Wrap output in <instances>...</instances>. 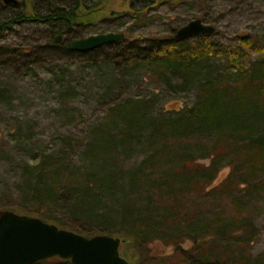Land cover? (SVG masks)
<instances>
[{"label": "trees", "instance_id": "1", "mask_svg": "<svg viewBox=\"0 0 264 264\" xmlns=\"http://www.w3.org/2000/svg\"><path fill=\"white\" fill-rule=\"evenodd\" d=\"M174 1L180 0L158 3ZM197 1L204 5L208 0ZM111 3L112 0H74L67 6L54 5L45 13L24 5L18 14L0 21V32L23 24L48 25V45L57 47L59 34L71 36L79 27L106 19L103 14L113 12L107 10ZM151 5L153 0L145 7L149 9ZM11 6L19 8L22 4ZM144 11L145 8L131 7L133 15ZM210 36H198L202 41L195 40L191 45L189 40L178 41L175 35L151 38L147 46L131 40L126 51L109 58L108 62L119 63L123 70L145 67L153 78L170 88H175L172 76L180 77L182 89L201 69L203 73L213 56L220 54L226 65L222 72L200 82L192 107L184 112L179 106L168 109L182 112L180 115L147 120L145 109L140 107L127 105L117 110L128 132L145 127L148 142L155 148L135 168L125 175L116 174L112 169L114 150H98L102 143L89 149L93 153L90 166L76 167L65 156L54 162L47 157L37 167V180L27 181L22 188V202L0 206V210L39 217L85 236L120 237V253L133 264H170L167 259L158 262L151 255L149 245L155 241L174 247L179 258L172 264H264V255L253 256L250 251L261 236L251 204L253 195L264 191V47L245 36L233 49L214 47ZM127 38L125 35L101 48L117 46ZM70 42L66 45L72 54L87 55L100 49L73 51ZM250 51L259 53V58L247 63ZM138 103L142 108L149 107L145 100ZM182 137L192 138L193 142L182 145ZM205 139L208 143L202 152L196 144ZM199 155L209 163L198 162ZM223 167L229 168V173L215 184ZM121 183L133 189L136 196L123 200L116 218L111 219L99 212V203L109 199L113 188ZM187 194L200 195L208 201L221 198L228 207L206 215L200 203L188 201ZM160 207L164 212L157 215ZM187 243H191L189 248ZM33 264L72 262L54 257Z\"/></svg>", "mask_w": 264, "mask_h": 264}, {"label": "rangeland", "instance_id": "2", "mask_svg": "<svg viewBox=\"0 0 264 264\" xmlns=\"http://www.w3.org/2000/svg\"><path fill=\"white\" fill-rule=\"evenodd\" d=\"M19 1L22 6L14 8L0 0V21L18 14L24 5L45 13L54 5L67 6L74 2ZM150 2L112 0L107 8L108 12L113 11L112 14H103L106 19L79 27L71 36L59 34L62 38L57 47L48 45V25L23 24L0 32V206L22 202V188L27 181L37 180L40 174L37 167L44 158L51 157L49 162H54L59 156H65L76 167L90 166L93 153L89 149L98 143H102L98 150L101 147L114 150L112 169L118 175H125L155 148L148 142L145 127L129 133L124 117L117 110L127 105L137 106L140 110L145 109L147 120L180 115L196 102L200 82L222 72L226 66L217 54L208 66H203V73V69L197 75L195 73L189 85L180 88L183 79L172 76L175 88H170L153 78L145 67L123 70L119 63L108 62L110 57L126 51L131 40L147 46L149 39L174 36L180 27L201 18L217 29V33L209 37L214 47L233 49L240 46L244 36L264 47V0H208L204 5L197 0L166 3L153 0L154 5L148 9L145 6ZM131 7L145 8V11L133 15ZM109 32L124 33L128 38L117 46L100 47L87 55L72 54L67 50V42ZM195 40L202 41L195 37L189 39L188 44ZM258 54L250 51L247 63L258 59ZM142 100L149 107L142 108L138 103ZM177 106L183 108L182 112H168L169 108ZM126 134L128 138H125ZM191 142L192 138H181L182 145ZM206 143L207 139L196 144V148L205 152ZM202 161L209 163L199 155L198 162ZM228 173L229 168H221L215 184L222 182ZM131 195L136 196L133 189L118 184L109 199L99 203V212L115 219L121 202ZM186 197L190 203H200V210L206 215L228 207L221 198L208 201L195 194ZM251 209L261 236L250 251L253 256L264 255V191L253 195ZM163 212L164 208L160 207L156 213ZM190 245L187 243L186 247ZM149 247L158 262L162 259H167L170 264L178 261L173 246L155 241Z\"/></svg>", "mask_w": 264, "mask_h": 264}, {"label": "water", "instance_id": "3", "mask_svg": "<svg viewBox=\"0 0 264 264\" xmlns=\"http://www.w3.org/2000/svg\"><path fill=\"white\" fill-rule=\"evenodd\" d=\"M5 5L17 6L19 0H2ZM214 25L194 19L180 27L175 34L178 41L202 35H212ZM124 33L109 32L72 40L73 51L88 52L113 44L124 38ZM58 36L56 42L61 41ZM122 240L108 234L85 236L59 228L35 216L14 210H0V264H33L59 257L72 264H133L120 253Z\"/></svg>", "mask_w": 264, "mask_h": 264}]
</instances>
